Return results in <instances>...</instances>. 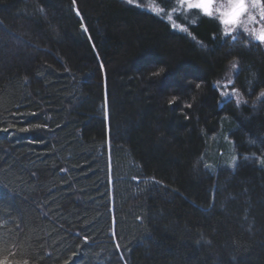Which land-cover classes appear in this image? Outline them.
Listing matches in <instances>:
<instances>
[{"label":"trees","instance_id":"obj_1","mask_svg":"<svg viewBox=\"0 0 264 264\" xmlns=\"http://www.w3.org/2000/svg\"><path fill=\"white\" fill-rule=\"evenodd\" d=\"M178 10L0 0V255L264 264V45Z\"/></svg>","mask_w":264,"mask_h":264},{"label":"snow or ice","instance_id":"obj_2","mask_svg":"<svg viewBox=\"0 0 264 264\" xmlns=\"http://www.w3.org/2000/svg\"><path fill=\"white\" fill-rule=\"evenodd\" d=\"M127 4L134 5L139 7L136 3V0H126ZM73 4H75V0H73ZM177 5L181 9L188 10H197L198 14H202L203 16H207L210 18L218 19L219 23L224 26V35L226 37H231L233 40L236 39V35L233 33L236 32L237 28H241L243 33H247L251 36L258 44L264 45V24H261V21H264V0H228V3L225 4H216V0H177ZM175 12V9H172ZM161 13L167 15V11L165 9H161ZM76 15L80 16L81 13L77 10ZM159 15V13H157ZM257 16L259 19H257ZM169 19H172L169 16ZM259 24L258 28L249 27V25ZM175 28L176 25L173 24ZM84 31L87 32V27H84ZM180 31L187 32L188 29L186 27H181ZM237 68V64H232V69L235 70ZM164 71L161 68L159 71L152 72V76H160V74ZM232 84V81L229 80L227 84L223 85V88H229ZM199 87V85H197ZM217 87H221L217 85ZM221 95L226 98L235 97L237 106H239L242 102V98L240 97L239 91L236 89H232L231 92L221 91ZM261 97H264V92H261ZM175 100H170L169 104L174 103ZM246 103V101H243ZM190 107V105H188ZM107 109V102L105 100V110ZM35 127L39 128L41 125H35ZM7 131V129H4ZM26 131L27 129H22ZM236 158H234L235 162ZM261 164H264V159H261ZM87 239V238H85ZM206 243H210V241H206ZM11 254L8 255H0V264H20L10 258ZM22 264H28V261H23Z\"/></svg>","mask_w":264,"mask_h":264},{"label":"rangeland","instance_id":"obj_3","mask_svg":"<svg viewBox=\"0 0 264 264\" xmlns=\"http://www.w3.org/2000/svg\"><path fill=\"white\" fill-rule=\"evenodd\" d=\"M177 2V0H174V2ZM136 3L139 5V7L143 10H146V11H149V12H152V13H159V15L165 17V19H169V16L172 17L171 20H173V22L176 24V27H178V29L181 28V25L177 22V20H175V16H174V12L171 10H166L167 11V15H164L163 13H161V9L162 7L160 5H158L156 2H154L153 0H136ZM228 3V0H216V4L219 5V4H227ZM178 5L173 8V9H177L178 10ZM181 11H185L186 13L188 14H193L196 15V12L197 10L193 9V10H188V9H182V10H178V12H181ZM257 19H259V17L257 16ZM218 20V19H217ZM172 22V23H173ZM261 24H264V21H261L260 22ZM222 25V24H221ZM260 25L259 24H254V25H249V27H256L258 28ZM223 29H224V26L222 25ZM242 29L241 28H237L236 29V32H234L233 34L235 35L236 33H242ZM234 158H236L235 162H234ZM243 159H246L247 160V157L246 155L243 156ZM238 160L240 161L239 159V156L236 155L233 157L232 159V163L231 165L233 166L234 164H236L238 162ZM235 166V165H234Z\"/></svg>","mask_w":264,"mask_h":264}]
</instances>
